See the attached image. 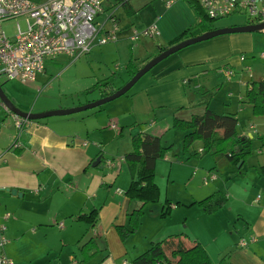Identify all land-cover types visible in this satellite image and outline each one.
Here are the masks:
<instances>
[{
	"label": "crops",
	"instance_id": "1",
	"mask_svg": "<svg viewBox=\"0 0 264 264\" xmlns=\"http://www.w3.org/2000/svg\"><path fill=\"white\" fill-rule=\"evenodd\" d=\"M166 9L168 14L152 22L157 24L161 32L155 39L156 45L145 43L140 48L135 45L137 42L131 44L132 50L138 49L139 55H135V61L137 65L140 64V68L148 62L145 63L147 58H152L158 52L159 46L169 44L196 22L195 16L181 1ZM117 18L120 22V18ZM131 26L122 27L129 29ZM121 42L128 40L123 37ZM202 45L186 48L166 59L158 68L145 75L129 94L105 110V116H98V127H95L94 133H98L101 124L109 125L118 132L113 143L120 146H117V156H112L113 167L106 165L107 159L102 150L103 133L99 134V141L94 144L83 139V132L73 130L64 123L32 121L17 139L14 134L13 141H17L19 147L11 149L12 143L9 144V140L1 142L0 131V194H10L12 197L22 194L21 198H24L30 193L45 199L37 203L46 207V213H35V218L29 221L32 225V230H28L29 235L39 234L40 229H34L38 224L50 227L42 223L40 216L46 217L50 224L59 228V231L47 228L40 243H33L29 238L27 247L31 246L32 249L25 261L26 256L19 251L14 252L13 239H10L11 242L8 240L6 248H0V254L4 253L14 264H80V246L93 239L97 242L98 250L88 264H130L153 243L171 235L186 234L188 239L201 243L211 264H264V124L257 121L264 119V116H255L252 106L245 102L246 84L249 85L250 81L264 83V70L253 74L249 64L255 63L248 62L249 57L255 54V35H225ZM207 49H210L209 53ZM239 54L245 55L244 61L240 60ZM215 69L218 75L221 70L234 71V79H227L230 82L221 90L228 85L227 96L237 98L239 102L237 111H233L235 109L231 101L218 104L219 110L236 115L239 125V115L244 111L250 113L249 126L245 125L242 134L238 132L243 138L250 139L252 152L254 139L260 141V146L255 156L248 155L242 161L237 174L231 168L224 173L214 171L218 163L202 154L204 158L195 161V165L205 177L210 174L216 176L215 180L209 182L213 183V187L207 190L208 193L204 192L206 195L202 197L195 195H199L201 189L195 193L192 189L195 176L193 160L186 165L181 162L174 164L167 155L159 160L155 172H158L160 164H169V186L187 188V195L176 201L181 205L171 203L173 212L162 217L163 205L159 208L156 203L149 209L148 204L128 197L127 190L133 172L137 175L140 168L133 170L122 159L131 152L132 137L137 134H151L163 140L175 118L190 119L193 114L202 113L207 102L208 107L217 112L213 103L221 86L212 99L201 93L202 86L208 88L207 93H211L209 88H214L209 77ZM27 112L34 113L31 110ZM113 124L116 129L112 128ZM89 134L91 137L93 133L88 130L87 136ZM98 157H101L102 163L95 168L92 164ZM245 166L246 170L242 173ZM228 167L236 165L230 163ZM11 190H17V194L13 195ZM217 191L226 194L228 203L215 214L208 215L201 207L190 206L195 200H201ZM92 209L99 211L98 222L94 227L76 219L79 214L88 213ZM139 209L144 211V215L137 233L122 241L116 227L128 225L129 213ZM175 213L179 218H174ZM59 224H63V227ZM196 227L200 232L196 231ZM241 240H245L247 246H239ZM22 247L23 244L19 242L18 248Z\"/></svg>",
	"mask_w": 264,
	"mask_h": 264
},
{
	"label": "rangeland",
	"instance_id": "2",
	"mask_svg": "<svg viewBox=\"0 0 264 264\" xmlns=\"http://www.w3.org/2000/svg\"><path fill=\"white\" fill-rule=\"evenodd\" d=\"M32 1L38 4V3H43L46 0L45 1L32 0ZM111 1L113 4L114 2L116 3L115 0L114 1L110 0V2ZM180 1L184 3L188 7V9L192 12V14L195 16L196 22L194 24H196L197 21L201 19L200 15L197 14L195 9H193V7L188 3L187 0H180ZM129 3L131 7L134 8L135 10V14L132 16H129L126 13L123 6L111 7L109 5L107 6V8H105V10L107 12L110 11L114 12L116 17L120 18V26H124V25L129 26L132 24V26H135L138 29L147 28L149 27L150 24L152 25L153 21H156L159 17L163 16V14H168L167 13L168 10L166 9V7L157 0H129ZM101 19L102 18H99L98 20ZM252 22L253 20L250 19L247 15L238 14L223 19H219V21L216 20L212 23V25L213 27L216 28L218 27L226 28V27L247 25L248 23H252ZM194 24H192L191 27ZM21 26L23 27V24H21ZM189 28L190 27H188L185 31H187ZM5 29L10 36L14 35L16 31L15 24H13V22L7 24L5 26ZM254 35H255V50H254L255 54L253 57L251 58L249 57L250 61L248 60V62L254 61L255 65H253L252 63H250L249 65L253 69L252 73L256 74L264 70V59H261V53L264 51V31L255 32ZM191 38L193 37L185 38L182 41L189 40ZM210 42H212V40L207 42H202L190 46L188 48L201 47L203 46L202 44H206V43L209 44ZM145 43L149 45L151 44L156 45L157 42L155 41V39H141L140 42H137L135 45H139V47L140 46L142 47L145 45ZM131 44L132 43L129 41L128 42L120 41L118 43L116 42L103 46H95L93 47L92 52L90 54L86 56H82L81 59H78L75 62H73L72 58H70L69 56L61 55L59 57H56L55 60L47 61L48 63L45 74L40 75L36 82L27 83L21 80L6 82L4 79H0V85H2L1 88L3 92L6 94V96L13 102V104L18 109H20L23 112H27L31 110L34 113H44L54 110L70 109V108L83 106L92 103L94 101H97L101 98L102 95L101 90L94 89L97 83L109 81L111 82L112 86L118 88L123 83L128 81L129 76L128 73L126 72V64L130 61V59H135V55L137 56L139 55L137 51L138 49L133 48L132 50ZM206 52L209 53L210 49H207ZM242 55L245 56L244 54H239V57ZM155 56H157V54L156 55L154 54L152 58H154ZM152 58H150V60ZM169 58H172V56ZM158 66H156L152 71L158 68ZM209 66L212 65L210 64ZM217 69H215L212 72V75H210L209 77L211 78L210 81L211 84L214 86V88L212 89L209 88L212 94L215 95V91H217L219 86H221L219 90L220 92L217 93V96L215 97L213 106L215 105V107H217L216 109L217 112L224 113L223 112L224 110H219L220 108H218L219 107L218 104L222 105V102L231 101V104L233 105V109H235L233 111H237L239 102L237 101V98L234 99L227 96V93L229 92L228 85L227 88L223 89V91L221 90L224 85L226 87V84L230 82V81L228 82L227 80L229 78L225 77L226 75L224 72H222V70L221 73L218 75ZM231 79L233 80L234 77H232ZM206 91H208V88L206 86L205 88L202 86L201 93L202 92L206 93ZM118 100H121V98L95 109L93 108L91 110H87L83 112L80 111V113L67 115V116H54L40 121L41 122L49 121L50 123L53 124L56 122L57 124L61 123V125L64 123L70 126L73 130H78L83 132L82 134L83 139L87 141H92V143L94 144L96 143L97 140L99 141V134L103 133L104 141H103L102 150L107 160L108 159L113 160L112 156L114 157L117 156L116 153L118 146L115 143H113V140L116 139V135L118 132L112 130L111 126L110 127L109 125L103 126V124L99 125L97 131L98 133H94V132L96 131L95 127H98L96 123L98 116H105L107 114L105 110H109L108 108H110V106H113V104H117L114 102H117ZM72 104L76 106L72 107L71 106ZM62 107H70V108H62ZM239 116H240V125L237 128L240 134H242L244 127H246L245 125L248 124L249 126L248 118L251 117V115L250 113L244 111ZM105 118L107 119V117ZM257 121L258 123L264 124L263 118H260ZM170 125H171L170 131H168V134L163 139L165 145H172L171 151L173 152L170 151L167 154V156L171 158V161L174 164H178L179 162H181L186 165L193 160L192 164L194 167L195 176L193 178L192 189L195 190V191L193 190L194 193L201 189L199 195L195 193L196 197H202L203 195H206L204 192L208 193L207 190L213 187L212 186L213 183L209 184L211 186L203 184L202 180L205 177V175H203V173L200 172L201 169L195 165V161H198L208 156L209 158H211V160L214 163H218V168L214 169V171L217 170L220 173H224L228 168H231L233 172L236 174L237 172H240L239 170L240 163H238L236 167H228L230 163L226 157L223 156L213 157L211 155H205L204 157H202V153H199V151L202 150V143L199 141L194 143L187 153H184L183 138L185 131L183 132L182 130L174 129L172 128V124ZM88 130L89 132L93 133L91 134L92 135L91 137L90 134L89 136H87ZM0 131L2 132L1 142L4 143H6V140H9V144L11 143L13 144L14 143L13 139L15 137L14 134H16L17 136L16 139L20 136L19 132L15 127V121L13 117L9 115L8 116L5 115L4 111L0 112ZM10 136H12V138ZM259 146H260V141H258V139H254L252 146L253 152H251L252 154L249 155L248 157L255 156ZM121 149H122V145H121ZM168 166L170 167V165L166 163L160 164L158 172L157 173L155 172L154 180L155 182H157L156 184L159 187L160 196L157 204L156 203L148 204L149 209L151 205H155V204L156 206H159V208H162L163 205L165 209L166 207H168L169 204L176 203V201L181 199L183 196L187 195L186 192L187 188H182L179 187L178 185L169 186V182L167 181L168 172H169ZM124 168H126V166ZM245 170H246V166L241 172L244 173ZM215 190H210V191H215ZM40 198L41 197H37L30 193H27L24 198H21L20 196L12 197V195L10 194H0V217L3 218L6 214L10 216V219H8L7 221L5 222L2 221L3 225H5L6 227L5 237H7V241L10 239L14 240L13 241L15 247L14 252L19 251L20 254L26 256L24 258V261L29 258L32 249L31 246L30 248L27 247L29 238L32 239L33 243H40L42 242L44 234L47 232V228H53L54 230L59 231V228L54 226V224H50L46 217L40 216L41 221H43L42 223H47L50 227L45 228L42 227L43 225L38 224L34 229L39 228L40 229L39 234L29 235L28 230H32V225L29 223V221L35 218L34 217L35 213L38 211H41L42 213H46V207L42 205V203H37L45 200L44 198L42 199ZM7 200H11V201H7ZM172 212L173 210H170V215ZM176 216H178L179 218V215H176L175 213L174 218H176ZM196 228H197L196 231L200 232L198 230V227ZM23 234H26L25 238H22ZM55 236L57 237V235ZM55 236L51 235V237L53 238H55ZM19 242L20 244H23V247L21 249L18 248ZM0 248L2 249V247ZM1 255H5V254L3 253L0 254V256Z\"/></svg>",
	"mask_w": 264,
	"mask_h": 264
},
{
	"label": "built area",
	"instance_id": "3",
	"mask_svg": "<svg viewBox=\"0 0 264 264\" xmlns=\"http://www.w3.org/2000/svg\"><path fill=\"white\" fill-rule=\"evenodd\" d=\"M115 1L113 4L110 0H46L37 4L32 0H0V79L6 82L14 80L36 82L40 74L46 72L47 61L55 60L61 55H67L75 62L82 56L90 54L93 47L118 43L123 37L133 44L140 42L141 39H156L161 35L155 23L143 29L120 26L114 12L105 10L109 5L122 6L120 0ZM157 1L170 8L180 0ZM193 1L211 19L242 14L253 20L248 24L264 23V0ZM99 18L102 19L98 20ZM12 22L16 31L10 36L5 26ZM261 58L264 59V53L261 54ZM240 60L244 61L245 56H240ZM223 71L225 77L229 79L234 77L232 69ZM247 71H250L249 68ZM2 111L13 117L20 135L32 122L14 114L0 98V112ZM112 128L116 129V126L113 124ZM18 147L16 141L11 149ZM106 165L113 167L114 161L108 159ZM215 179L216 176L210 174L202 181L208 185ZM9 217L8 214L0 217V247L8 243L5 237L6 227L2 221ZM59 225L63 227V224ZM240 245L245 247L247 242L241 240ZM0 264L14 263L5 255H1Z\"/></svg>",
	"mask_w": 264,
	"mask_h": 264
},
{
	"label": "trees",
	"instance_id": "4",
	"mask_svg": "<svg viewBox=\"0 0 264 264\" xmlns=\"http://www.w3.org/2000/svg\"><path fill=\"white\" fill-rule=\"evenodd\" d=\"M187 1L197 14L200 15L201 19L185 31L181 37H177L167 45L159 46L158 52L155 55L185 38H194L208 31L218 29L213 27L212 23L216 20L219 21V19L207 17L195 1ZM120 3L129 16L135 14V10L131 7L129 0H120ZM149 60L150 58L145 63ZM140 67V65L136 64L135 59H130L126 64L128 79H131ZM119 88L112 86L111 82L105 81L97 83L94 89L101 90L102 98L111 95ZM205 95L210 99L214 97L212 93L206 92ZM245 102L252 106L255 116H264L263 82H249L245 94ZM238 125L239 121L236 115L215 112L208 107L207 102L202 113L193 114L190 119L175 118L172 128L185 131L183 138V151L185 153L188 152L194 143L199 141L202 143V150L199 153L213 157L223 156L231 164L237 165L252 152L250 139L240 136L237 128ZM171 150L172 145H165L161 137L151 134H137L132 137V150L125 155L124 159L127 165L133 167V170L137 167L140 170L137 175L135 171L133 172L132 181L127 190V195L131 200L136 199L145 205L159 201L160 190L156 184L157 182L154 180L155 167L156 163L164 159ZM227 203L228 198L226 194L217 191L201 200H195L190 206L196 205L199 208L201 207L206 214L213 215L226 206ZM175 205H181V203L177 202ZM170 210L169 204L161 216L166 217L170 213ZM98 212L97 209H92L88 213L79 214L76 219L88 223L90 227H94L98 222ZM143 215L144 211L142 209L135 210L128 215V225L116 227L122 241H126L133 234L137 233ZM97 250V242L93 239L81 245L82 260L80 264H88L87 262L92 259ZM130 264H211V259L201 243L188 239L186 234H178L153 243L147 251L136 257Z\"/></svg>",
	"mask_w": 264,
	"mask_h": 264
},
{
	"label": "water",
	"instance_id": "5",
	"mask_svg": "<svg viewBox=\"0 0 264 264\" xmlns=\"http://www.w3.org/2000/svg\"><path fill=\"white\" fill-rule=\"evenodd\" d=\"M264 31V23L260 24H248L243 26H234V27H226V28H218L212 31H208L202 35H199L197 37H194L189 40L181 41L171 47H168L164 51L158 53L157 56L149 60L145 65L142 66L138 70V72L131 78L129 81H127L123 86H121L119 89H117L114 93L111 95H108L106 97H102L97 101H94L92 103L79 106L76 108H70V109H62V110H54L50 112H44V113H32V112H23L20 109H18L13 102L6 96V94L3 92L0 85V98L1 100L6 104V106L16 115H18L21 118L28 119L30 121H40L43 119H47L54 116H67L72 115L76 113H80L83 111L95 109L98 107H101L107 103H110L112 101H115L127 94L128 92L142 79L145 75H147L150 71H152L156 66L161 64L163 61L168 59L169 57L179 53L180 51L202 43L207 42L212 39H215L220 36L225 35H232V34H242V33H255V32H263ZM101 163V157H98L95 159V162H93L92 166L97 167ZM242 161L239 164V167H241ZM10 191V190H7ZM13 195L17 194V190H11ZM22 194H19L21 197Z\"/></svg>",
	"mask_w": 264,
	"mask_h": 264
}]
</instances>
